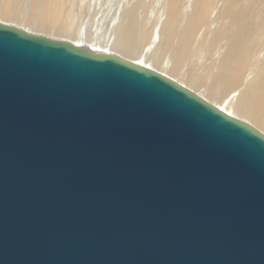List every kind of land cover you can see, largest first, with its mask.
Wrapping results in <instances>:
<instances>
[{
	"label": "water",
	"instance_id": "95a60500",
	"mask_svg": "<svg viewBox=\"0 0 264 264\" xmlns=\"http://www.w3.org/2000/svg\"><path fill=\"white\" fill-rule=\"evenodd\" d=\"M0 264H264V135L0 24Z\"/></svg>",
	"mask_w": 264,
	"mask_h": 264
},
{
	"label": "bare ground",
	"instance_id": "6f19581e",
	"mask_svg": "<svg viewBox=\"0 0 264 264\" xmlns=\"http://www.w3.org/2000/svg\"><path fill=\"white\" fill-rule=\"evenodd\" d=\"M159 1L119 2L94 35L78 0H0V24L153 70L264 135V0Z\"/></svg>",
	"mask_w": 264,
	"mask_h": 264
},
{
	"label": "rangeland",
	"instance_id": "374dc122",
	"mask_svg": "<svg viewBox=\"0 0 264 264\" xmlns=\"http://www.w3.org/2000/svg\"><path fill=\"white\" fill-rule=\"evenodd\" d=\"M114 1H115V4L113 3ZM114 1L113 0H84L82 2V0H78V6L76 8L77 9V15L79 16L78 17L79 20L77 19L78 25H79L80 21L81 22L82 21L83 22H87L88 23L87 28H89L88 29L89 30L88 31L89 35H94L96 29H102L101 33H103L104 30H105V24L107 25V23H105V22L108 21L114 15L113 12H115V9L117 7L116 4L118 5L119 2L125 3L123 5H125V8H128V7H130L129 3L132 4V2L136 1V0H132V1L131 0H127V1L126 0L125 1H123V0H119V1L118 0H114ZM159 2H160L159 0H146V3L148 5V7H147L148 11L146 13H147L148 16L149 15L151 16L152 12H149V11H153L151 9L155 10L158 7ZM162 2H163V0H162ZM126 5L128 7H126ZM108 9H111V10H114V11H111V10L109 11ZM110 14H111V17H110ZM103 15H104V17H103ZM98 17L100 19H98ZM102 18L105 19V20H102ZM97 19L98 20H102V22H101L102 24ZM97 21L100 24H98ZM48 35H54V36L58 37L57 34H48ZM59 39H61V37ZM218 103L222 104L223 102H218Z\"/></svg>",
	"mask_w": 264,
	"mask_h": 264
}]
</instances>
